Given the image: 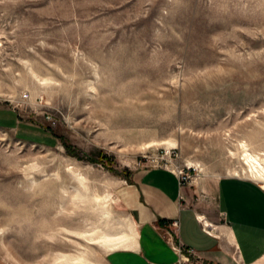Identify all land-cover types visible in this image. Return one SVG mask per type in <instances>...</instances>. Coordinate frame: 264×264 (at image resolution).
Masks as SVG:
<instances>
[{"label":"rangeland","instance_id":"obj_1","mask_svg":"<svg viewBox=\"0 0 264 264\" xmlns=\"http://www.w3.org/2000/svg\"><path fill=\"white\" fill-rule=\"evenodd\" d=\"M244 144L264 156V0H0L3 264L102 261L147 167L212 202L264 187Z\"/></svg>","mask_w":264,"mask_h":264},{"label":"crops","instance_id":"obj_2","mask_svg":"<svg viewBox=\"0 0 264 264\" xmlns=\"http://www.w3.org/2000/svg\"><path fill=\"white\" fill-rule=\"evenodd\" d=\"M120 197L129 223L126 246L107 249L93 263L264 264V187L252 179L221 177L212 202L180 186L170 170L147 167L132 175ZM177 244L195 255L185 260Z\"/></svg>","mask_w":264,"mask_h":264},{"label":"bare ground","instance_id":"obj_3","mask_svg":"<svg viewBox=\"0 0 264 264\" xmlns=\"http://www.w3.org/2000/svg\"><path fill=\"white\" fill-rule=\"evenodd\" d=\"M168 146H176L175 142H168ZM245 160L248 163L250 174L253 176H260L264 178V156L254 155L248 151L244 144ZM206 226L212 227L211 224L206 223ZM211 229V228H210ZM128 240L127 235H111L105 234L101 239V244L107 249L117 248L119 246H126ZM61 264H96L88 261L83 256H63Z\"/></svg>","mask_w":264,"mask_h":264},{"label":"built area","instance_id":"obj_4","mask_svg":"<svg viewBox=\"0 0 264 264\" xmlns=\"http://www.w3.org/2000/svg\"><path fill=\"white\" fill-rule=\"evenodd\" d=\"M160 167H164L167 170H170L171 172H173L177 178H178V182L179 185L182 186L184 184H186V182H188V180L190 179V175H189V170L190 167L186 166H173L172 168H170V166H167L166 164L164 166H160ZM173 226L176 227V222H173ZM206 226V225H205ZM172 233V232H171ZM173 234V233H172ZM176 250L179 253L185 254V260H189V257L194 256V252L191 249L188 248H182L179 244L175 245Z\"/></svg>","mask_w":264,"mask_h":264}]
</instances>
